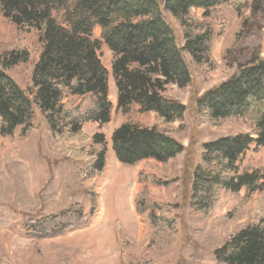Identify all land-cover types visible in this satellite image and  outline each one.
Wrapping results in <instances>:
<instances>
[{"label":"trees","instance_id":"trees-1","mask_svg":"<svg viewBox=\"0 0 264 264\" xmlns=\"http://www.w3.org/2000/svg\"><path fill=\"white\" fill-rule=\"evenodd\" d=\"M220 5L236 12L248 7L258 13L263 10L264 0H0V15L19 28L36 31L40 46L26 88H21L8 69L26 61L28 55L16 49H0V134L11 135L21 126L20 138H24L32 112L37 111L55 149L66 158L84 163L78 176L90 200L88 214L93 216L97 194L92 181L106 167L107 142L102 133L90 138L84 126L110 120L113 104L109 75L116 89V108L126 110L136 105L141 112L155 113L166 124L181 123L186 106L166 91L171 85L185 87L192 81L182 51L198 67L214 70L210 53L213 25L207 18ZM165 13L181 28V47ZM96 30L98 37L94 36ZM101 44L111 52L110 70L101 61ZM68 97H78L79 101L68 105ZM193 100L194 111L213 127L240 121L249 131L203 143L198 162L193 150L187 151L182 178L188 187L184 186L181 205H188L195 213L209 214L223 192L245 189L247 199L255 192H264V168L241 169L247 150H264L261 49L235 64L228 77ZM89 140L91 144H87ZM110 140L115 157L125 165L146 159L166 163L186 150L155 125L125 122L112 131ZM134 200L140 203L139 193ZM176 207L153 204L148 215L150 246L161 250L172 245L175 219L168 212ZM115 235L122 245L120 232ZM213 256L216 264H264V216L250 218L214 249ZM0 264L6 263L0 260Z\"/></svg>","mask_w":264,"mask_h":264},{"label":"rangeland","instance_id":"rangeland-1","mask_svg":"<svg viewBox=\"0 0 264 264\" xmlns=\"http://www.w3.org/2000/svg\"><path fill=\"white\" fill-rule=\"evenodd\" d=\"M196 12L201 14L200 10ZM164 17L181 47L183 37L178 22L167 13ZM207 19L213 25L210 53L214 70L198 67L189 54L182 51L192 81L185 87L171 85L166 91L186 106L181 123L166 124L155 113L141 112L136 105L126 110L116 108V89L109 75V98L113 104L110 120L102 125L89 122L84 126L90 138L95 133H102L107 142L106 167L103 174L92 181L97 194V210L93 216L88 214L90 200L78 176L84 163L66 158L55 149L37 111L32 112L31 126L24 138H20L21 126H17L11 135L0 134L2 262L216 264L214 249L250 218L264 216V192H255L247 199L245 189L238 193L223 192L215 210L209 214L195 213L188 205H181L184 186L188 187L182 178L187 151L193 150L198 162L203 143L230 133L249 131L240 121L213 127L194 111L193 98L228 77L234 65L243 62L257 48L264 55V6L262 11L253 13L248 7L236 12L227 5H220L210 11ZM98 35L96 30L94 36ZM39 48L36 31L19 28L0 15V49H16L28 55L26 61L8 69L21 88H26L29 83ZM99 54L110 70V50L101 44ZM78 101V97L66 99L68 105ZM125 122L155 125L182 143L186 150L166 163L146 159L134 165L122 164L114 155L110 137L112 131ZM87 144H91V140ZM262 168L264 150L256 151L251 147L242 157L241 169ZM137 193L140 194L138 205L134 200ZM154 203L178 205L168 212L175 219L176 237L172 245L161 250L149 245L152 227L148 215ZM116 231L120 232L122 245L116 239Z\"/></svg>","mask_w":264,"mask_h":264}]
</instances>
